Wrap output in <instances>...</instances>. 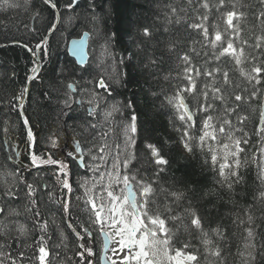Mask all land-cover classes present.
I'll return each mask as SVG.
<instances>
[{
    "label": "trees",
    "instance_id": "1",
    "mask_svg": "<svg viewBox=\"0 0 264 264\" xmlns=\"http://www.w3.org/2000/svg\"><path fill=\"white\" fill-rule=\"evenodd\" d=\"M61 20L53 36L47 41V56L40 52L42 69L39 76L33 80L28 97L25 101L24 113L35 136L34 151L37 154L51 155L53 159L63 155L62 148L79 142L95 151L99 149L105 137L111 144L123 134L121 129L134 113L137 117L136 158L129 165V171H138L140 175L155 179L156 203L163 208L165 204L172 206L173 211L166 215H180L182 220L169 221V226L176 231V239L190 242L189 249H199L201 259H204V246L200 233L189 224V216L185 209H194L202 219L203 229L208 231L214 244L221 249L223 264H264V179L261 178L257 162L252 160L253 153L260 147V137L256 130L260 122L261 99H255L250 104H241L239 111L248 117L243 127L250 136L247 145H242L245 152L241 153V180L233 183L232 188L220 183V177L213 170L210 156L201 151L192 142V151L185 149L181 133L177 131L179 121L175 119L173 108L167 103L166 97L174 94L176 88L187 81L181 78L184 65L179 55L196 47L200 56H193V62L203 64L206 57L200 45H193L194 39H200L188 25L195 19L196 9L200 0H193L191 6L187 0H76L69 9L66 5L72 0H55ZM236 10L246 15L241 21V39L254 43L257 35H264V21H257L259 12L264 11L260 0H233ZM210 5L218 0H209ZM227 7L231 10V4ZM173 9L176 11L173 12ZM221 12L224 9L220 10ZM204 9L200 8L199 13ZM218 13L213 7L209 16V31L217 21ZM56 11L45 0H0V195L6 187L13 186L17 192L16 198L0 199V207L5 213H0V222L13 228L9 236H0V243L10 242L13 256L24 252L25 256L35 254V241L39 239L40 231L34 221H48V240L50 249V264H80L76 255L81 251L78 241L69 229L65 213L57 197L67 191L62 190L57 183L56 166L34 168L30 164L29 150L26 148L27 129L23 124L21 108L17 98L24 87H28L31 68L34 67L33 52L36 44L44 40L53 24L56 25ZM198 22V21H197ZM223 28V22L220 21ZM149 35L144 34V29ZM91 34L90 60L86 67H79L68 53L69 42L81 37L85 32ZM27 45L28 47H24ZM31 48L32 53L28 50ZM246 52L252 49L246 47ZM264 52V48L260 50ZM255 54V53H253ZM211 52H209V56ZM227 58H224L226 60ZM264 61V56H261ZM230 63V62H229ZM212 65H209L211 67ZM250 67V65H245ZM104 76L111 85L112 94L106 96L101 103V111L112 103H119L121 111L115 112L109 121H105L103 113L90 116L88 103L73 102L71 107L65 106L68 98L67 83L80 81L75 100L87 99L88 93L82 89H91L93 84L88 81ZM230 78L242 91L248 88L244 95L254 89L248 86L235 70L230 72ZM203 76L197 81V93L200 91ZM259 96L264 97V83L260 86ZM103 93V90H98ZM186 96L190 106H194L196 94ZM25 96L23 97L24 100ZM106 104V106H104ZM131 104V107H127ZM219 109L220 104L216 102ZM215 114V113H214ZM199 126V114L196 117ZM96 124V127H92ZM239 126V125H238ZM111 129V131H109ZM113 132V133H112ZM195 133L196 130L193 129ZM198 135V133H197ZM237 136L242 133L237 132ZM121 139V138H119ZM118 139V141H119ZM51 140L57 145L52 146ZM146 144L155 145L161 155L168 160L165 170L159 173ZM19 153V154H17ZM10 173H18L15 178ZM83 172L77 166H72V180L75 194L70 204L69 221L77 231L78 226L86 224L88 211L83 201L75 199L81 195L80 184ZM20 177L24 183L20 182ZM26 184L36 188V208H32L27 196ZM18 190V191H17ZM172 192L182 193V198L176 201ZM49 193L54 195L49 198ZM39 209V217L35 216ZM28 209H32L28 211ZM19 212V215H14ZM252 223L249 225L248 216ZM21 222L27 225L29 235L16 239L15 224ZM244 221V223H241ZM254 230V248L245 250L243 242L246 236L244 229ZM219 228L223 238L213 234L212 229ZM63 232L64 237H61ZM94 239L84 243L90 244L96 251V264L102 252L100 235L94 231ZM25 244H32L26 249ZM254 259L249 260L247 252ZM244 252L245 256L240 253ZM85 259L84 264H89ZM21 264H27L22 261ZM219 264V261L217 262Z\"/></svg>",
    "mask_w": 264,
    "mask_h": 264
},
{
    "label": "snow or ice",
    "instance_id": "2",
    "mask_svg": "<svg viewBox=\"0 0 264 264\" xmlns=\"http://www.w3.org/2000/svg\"><path fill=\"white\" fill-rule=\"evenodd\" d=\"M7 2L8 0H4L5 4ZM187 2L189 6L193 4V0H187ZM45 3L49 4L52 9H57L55 0H45ZM75 3L76 0H72V3L66 7L71 9ZM260 3L264 5V0H260ZM228 4H231V10L227 7ZM213 7L219 15L217 21L211 25L212 32L210 33L207 22ZM200 8L204 9L203 13H199ZM221 9L224 11L221 12ZM175 11L173 9V12ZM194 12L197 15L188 27L195 31L200 39H194L192 43L200 45L206 59L203 64L193 62V56L189 53H194L195 56L201 55V51H198L196 47L179 55V60L184 65L181 78L187 83L176 88L173 95L166 97L167 103L174 110L175 119L179 121L177 131L181 133V140L187 151H192V142L195 140L197 148L209 154L210 160L205 162L210 163L213 170L217 172L221 178V184L232 188L233 183H238L241 180L239 170L247 164V159L243 162L241 160V153L245 152L242 145H247L250 141L249 134L241 127L248 117L243 115L239 109L241 104H250L252 100L261 99L260 122L256 130V135L260 137L258 141L260 147L253 153L252 160L256 163L257 157H259L257 166L260 168L261 178L264 179V98L259 96L261 91L259 86L264 83V61L261 60L264 52L260 51L264 48V35H257L252 44H249L248 40L241 39L240 24L246 14L236 10L233 0H218V3L212 5L209 0H200ZM56 19L59 20L58 11ZM256 19L264 21V11L259 12ZM220 21L223 22V28L220 26ZM49 31H55V24ZM144 34L149 35L147 28L144 29ZM46 45L47 40L45 39L35 46L36 51L33 52V56L36 57L33 61L35 66L30 70L32 75L29 76V81L37 78L39 74L43 59L39 53L43 51L44 56H47ZM24 47L28 46L24 45ZM246 47L253 51L246 52ZM28 50L33 51L31 48ZM209 52H211L210 56ZM224 58L227 59L224 60ZM81 63H83V57H81ZM209 65L212 66L209 67ZM245 65H250V67H245ZM232 70L238 72L246 84L254 90L248 95H244V92L248 91L247 87L242 91H233V88H239L240 85L234 84L230 78ZM202 76L204 80L197 93V81ZM79 83L80 81L67 83L68 98L64 102L65 106L71 107L73 102H86L90 105L89 115L95 116L105 97L111 96V85L101 75L99 78L88 81L93 84L91 89L81 90L88 93L87 99L75 100L73 94L77 93ZM101 89L103 93L98 91ZM27 92L28 88L25 86L17 98L21 115H23V97ZM185 94L188 96L196 94L194 106L187 103ZM216 102L220 104L219 109L216 107ZM127 107H131V104H128ZM119 111H121V106L118 102L103 109L105 121H109L113 114ZM198 114L200 117L199 126L196 119ZM23 124L27 129L26 148L29 150L31 166L34 168L56 166L57 170L54 175H56L57 183L62 190H67L63 196L57 197V202L61 204L64 213H69L73 193V184L69 179V164L59 157L53 159L51 155L37 154L33 150L35 136L26 116L23 117ZM96 126V124L92 125L93 128ZM193 129L196 130L195 133ZM121 131L124 137L122 145L120 143L110 144L105 140L100 145L98 153L91 154V159L96 163L87 167L94 174L89 180L80 184L83 193L75 197L76 200L83 201L89 213L86 224L78 226L82 231H77L76 227L71 224L68 225L72 228L78 241V247L81 249L76 253L80 258V264H84L85 259L95 255L90 244L80 243L85 241V237L88 241H92L94 239L93 231L103 237L104 255L102 259L104 264H217L218 261L219 264H223L220 247L214 244L208 231L203 229L202 219L194 209H185V213L190 218L189 224L201 235L205 254L203 260L199 249L189 251L193 247L190 242H181L176 239V231L169 226V221L182 220V217L166 215L173 211L172 206L165 204L161 208L156 203V189L153 187L155 179L140 175L138 171H129L130 163L136 158L137 117L134 113L123 125ZM237 132L242 135L237 136ZM104 135L106 137L108 133L106 132ZM51 144L55 147L57 141L51 140ZM79 147V144H76L66 155L79 160L80 165L85 166L77 152ZM145 148L150 150L153 163L159 166L155 171V175L158 177L169 162L155 145L146 144ZM109 159H111V163H109ZM9 175L15 178L18 173ZM20 182L24 183L22 177H20ZM13 187L14 185L6 187L3 194L0 195V199L16 198L17 192L13 191ZM26 188L29 202L32 208H36L37 190L33 184H26ZM53 195L54 193H49V198ZM171 195L175 197L176 201H179L183 194L172 192ZM261 197H264V193H261ZM31 210L28 209V211ZM0 213H5L4 207H0ZM12 214L19 215V212L13 210ZM39 215L40 212L37 208L35 216L39 217ZM13 223L16 225L14 229L17 233L16 239L29 235L26 224L18 221ZM248 223L249 225L252 223L251 215L248 216ZM34 224L41 233L39 239L35 241V254L25 256L24 252H19L13 256L11 251H5L6 248L10 249V242L6 240L4 243H0V264H21L22 261H27V264H50L48 240L51 239V236L48 232V221L36 220ZM12 231V227L0 222V236L7 237ZM212 232L215 236L223 238L219 228L212 229ZM244 232L246 233L243 242L244 249L254 248V230L250 226L244 229ZM61 237L66 239L63 232H61ZM24 247L31 249L33 245L25 244ZM240 255L243 257L245 253L241 252ZM247 257L249 260L254 259L250 251L247 252Z\"/></svg>",
    "mask_w": 264,
    "mask_h": 264
},
{
    "label": "water",
    "instance_id": "3",
    "mask_svg": "<svg viewBox=\"0 0 264 264\" xmlns=\"http://www.w3.org/2000/svg\"><path fill=\"white\" fill-rule=\"evenodd\" d=\"M59 24H60V19L58 20V22L55 25V31L59 27ZM55 31L49 32L47 34V36L45 37V39L48 41L53 36V34L55 33ZM90 38H91L90 37V34L85 33L81 38L74 39L69 44V55H70V58H72L77 63L78 66L83 67V68L88 65L89 59H90V56H89ZM39 55H40V53H39ZM81 57H83V63H81ZM40 72H41V68L39 70V74H40ZM39 74H38V76H39ZM33 80L34 79H32L29 82V84H28L29 86L31 85V83L33 82ZM27 97H28V94L25 95V98L23 100V107H22V113H23V115H21L22 116V119H23V117H25L24 107H25V101H26ZM43 167H45V166H43ZM69 170H70V177H69V179H70V182L72 183L73 182L72 181V172H71V169L70 168H69ZM69 217H70V207H69V213H65V218H66L67 225L71 224L70 221H69ZM69 229L73 233L72 228L69 227ZM74 236H75V234H74ZM80 243H84V241H81ZM94 253H95V255H93L92 257L89 258L91 260V264H95L96 252L94 251ZM103 255H104V249H103V252H102L101 257H100V264H104V261L102 259Z\"/></svg>",
    "mask_w": 264,
    "mask_h": 264
},
{
    "label": "flooded vegetation",
    "instance_id": "4",
    "mask_svg": "<svg viewBox=\"0 0 264 264\" xmlns=\"http://www.w3.org/2000/svg\"><path fill=\"white\" fill-rule=\"evenodd\" d=\"M119 138H121V139H119ZM119 138H117V141L115 143H120L122 145L123 144L122 136L119 135ZM118 139H119V141H118ZM76 144H79V146H80L79 149L77 150V152H78V154L80 156V159L83 160L85 166H81L79 160L73 159L72 157H69V156L66 155V153L68 152V151H66V149L69 148V147H73L74 148ZM93 150L94 149H89L86 145H82L79 142H74V143H72V145H65L62 148L63 155H60L59 158L64 159L69 164V166L71 168H72V166L75 165L80 170H82L83 172H85L82 176H85V175H88V174L90 175V171H89V168L87 167L86 162L89 165V162L91 160V156H90L89 153L90 152H93ZM97 152H98V150H96V151L94 150V154L97 153ZM109 163H111V161ZM82 181H84V180H82ZM93 233H94V231H93ZM93 237H94V234H93ZM99 238L102 241V236L101 235H100ZM102 245H103V241H102Z\"/></svg>",
    "mask_w": 264,
    "mask_h": 264
},
{
    "label": "rangeland",
    "instance_id": "5",
    "mask_svg": "<svg viewBox=\"0 0 264 264\" xmlns=\"http://www.w3.org/2000/svg\"><path fill=\"white\" fill-rule=\"evenodd\" d=\"M104 106H106V104H104ZM97 113H102V111H101V106H100V108L99 109H97ZM122 133V132H121ZM104 140H102V142L104 143L105 142V140H107L105 137L103 138ZM108 141V140H107ZM109 143L111 144V142H110V140H109ZM73 149V147H69V148H67L66 149V151H70V150H72ZM98 150V149H97ZM98 153V152H97ZM90 154V156H91V154H94V150H93V152H90L89 153ZM96 154V153H95ZM111 161V159H109V162ZM90 164L89 165H92V164H95L96 163V161H93L92 159L90 160V162H89ZM86 164H87V166H88V163L86 162ZM89 168V167H88ZM90 175L88 174V175H86V177L85 176H83V180L85 181V180H89L92 176H93V172L90 170ZM93 173V174H92ZM84 181H82V182H84ZM78 192H81V195H82V193H83V188H81L80 187V191H78ZM103 238V237H102ZM102 247H103V245H102ZM109 255H111V253H109ZM90 264V263H89Z\"/></svg>",
    "mask_w": 264,
    "mask_h": 264
},
{
    "label": "bare ground",
    "instance_id": "6",
    "mask_svg": "<svg viewBox=\"0 0 264 264\" xmlns=\"http://www.w3.org/2000/svg\"><path fill=\"white\" fill-rule=\"evenodd\" d=\"M48 5H49V4H48ZM55 11H56V12H57V11L59 12V9H55ZM59 19L61 20L60 12H59ZM56 22H58V20H57ZM85 33L90 34V33L87 32V31H86ZM85 33H84V34H85ZM84 34H83V35H84ZM83 35H82V36H83ZM46 36H47V35H46ZM82 36H81V37H82ZM81 37L74 38V39H79V38H81ZM90 37H91V34H90ZM44 39H45V38H44ZM74 39H72L71 41H73ZM71 41L69 42V44L71 43ZM35 51H36V49H35ZM31 53H32V52H31ZM68 53H69V45H68ZM31 55H33V54H31ZM39 56L41 57V55H39ZM69 56H70V55H69ZM89 56H90V49H89ZM35 59H36V58H35ZM89 60H90V59H89ZM42 64H43V61L41 60V67H40L41 69H42ZM79 67H80V66H79ZM29 82H30V81H29ZM30 86H31V85H30ZM30 86L28 85V87H27V88H28V92H27V93H29ZM78 104L81 105V103H78ZM89 164H90V163H89ZM35 169H36V168H35ZM89 171H90V169H89ZM90 173H91V172H90ZM92 174H93V173H92ZM85 177H86V175H85ZM102 241H103V238H102Z\"/></svg>",
    "mask_w": 264,
    "mask_h": 264
}]
</instances>
